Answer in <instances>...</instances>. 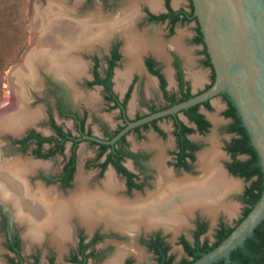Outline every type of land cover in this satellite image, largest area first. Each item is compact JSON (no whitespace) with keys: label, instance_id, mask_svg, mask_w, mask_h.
<instances>
[{"label":"flooded vegetation","instance_id":"1","mask_svg":"<svg viewBox=\"0 0 264 264\" xmlns=\"http://www.w3.org/2000/svg\"><path fill=\"white\" fill-rule=\"evenodd\" d=\"M153 1L155 6L151 5L152 0H79L80 6L77 10L80 16H87L99 9L108 19L120 20L125 16V24L121 25L119 31L114 30V34L104 37L101 42L97 41L91 44L90 48L80 52L82 66L90 65V74L88 76L84 74L76 80V83L82 80L80 87L76 83L74 86H69L63 78L59 80L52 76L53 74L49 75L39 69L41 78L44 73L50 77L49 80L42 79L44 83L42 86L46 92L38 93L32 89V100L28 105L32 111L36 104V96L51 97L49 108L45 110L47 129H42L44 116L40 117L38 122L26 125L21 131L5 133L0 131V144L4 142V146L0 145L2 167L11 166L12 163L20 160L35 163L33 171L24 173L30 185L41 186L47 191L52 190L66 195L75 190L80 175L88 177L89 186L93 188L101 185L106 180L107 174L112 173L120 186L118 196L136 202L138 206L149 205L152 201L150 200L152 198H148V194L156 189L155 183L159 175V167L155 163L157 158L163 161L161 167L172 172L176 179L190 177L193 180L194 168L198 165V153L201 150V145L193 140V134H206L212 128V123L204 112V110L213 109L212 100L208 101L212 109H209L205 103L197 105V114L203 115L204 120L209 123V127L204 131L199 129L198 124L190 116L189 113L193 108L191 107L178 112L175 116H165L138 126L113 145L85 138L92 137L102 142H110L127 127L128 122L138 121L187 101L209 89L215 81L214 69L192 0H188V7L182 6L181 0ZM45 2L48 4V0H38L40 4ZM75 2L76 0H70L68 4L74 5ZM127 24L131 25L138 34L145 36L149 47L141 54V68L131 72L125 86L119 89L116 83L118 73L125 69L129 61L125 52L126 40L120 32ZM186 25L192 28L187 41L190 46L198 50L196 53L200 57L197 68L210 71V82L196 92L194 89L196 90L199 85L192 76L188 52L183 49V39L179 33V29ZM158 43L162 46V52L156 49ZM184 45L188 44L184 43ZM163 51H165L164 55ZM86 55L90 57L85 59ZM21 64L23 65V62ZM149 80L153 81V85H148ZM139 83H146L149 90H155L158 87L162 104L143 102L145 110L132 117L130 112L135 107L133 92ZM109 84L111 89L107 87ZM92 89L102 93V103L106 112L117 113L120 121L117 127L112 128L109 123L102 120L90 104L79 103L78 96L84 98L82 93H89ZM222 97L226 100V96L222 95ZM89 101L94 105L98 102L92 101V98ZM227 109L228 103L224 117L230 123L225 131L231 139L227 140L223 146L227 156L225 173L233 180L237 179L245 184L238 196L243 205L242 215L234 225H229L225 220L211 222L216 217L202 208L197 209L202 210L207 217L198 216L193 220L192 210V213L185 214L184 223L175 226L176 228H173L171 224L174 223L173 221L154 219L153 221L157 222L148 227L141 226L133 231L125 232L106 226L104 223L90 227L74 219L71 224L72 233L62 248L63 246L60 247L52 242L48 234L41 241L28 240L32 238L28 235L24 236L22 229L29 228L27 229L26 225H22L16 217L14 218L0 201V257L4 252V264H113L116 261L118 264H144L146 258L145 264H192L198 260L207 253L209 247L220 240L225 229L235 227L244 216L246 209L249 208L244 201L246 191L259 179L258 176H254L246 180L231 172L230 166L236 160L244 162L249 159V156L241 154L234 158L232 152L228 150L236 135L229 132L233 122L225 115ZM58 119L69 120L73 129H65ZM166 119L172 121L174 143L168 156L163 154L164 150H159L157 155H151L147 151L131 148L130 134L142 139L143 133L152 128L161 137H166L165 131L159 126V122ZM94 125L98 127L99 134L94 133ZM85 147L95 150V155L86 160L83 156ZM255 166L259 167V164ZM165 186L161 192H165L169 184ZM138 197H140L139 200ZM211 230L214 234L213 241L209 239ZM43 241L49 244L46 253L37 247ZM27 243L30 248L34 247L33 251L28 250ZM71 244H74L72 249L63 256ZM218 264H224V261ZM231 264H237V262L232 260Z\"/></svg>","mask_w":264,"mask_h":264},{"label":"bare ground","instance_id":"2","mask_svg":"<svg viewBox=\"0 0 264 264\" xmlns=\"http://www.w3.org/2000/svg\"><path fill=\"white\" fill-rule=\"evenodd\" d=\"M69 1L48 0V6L43 10L35 0L32 52L22 61L23 65H17L11 74L12 99L0 107V131H21L26 125L36 122L38 112L30 110L28 92L32 83L38 85L41 80L39 69L72 85L85 70L79 53L114 34V30L119 31L125 24V16L120 20L108 19L99 9L80 17L77 10L79 0L74 5L71 3L72 6ZM151 5L155 6L153 0ZM120 32L126 40L125 52L129 60L127 72H119L116 80L117 88L122 89L128 81V72L140 69V55L149 44L145 36L138 34L129 24ZM156 49L162 52L160 43ZM195 82L200 83L198 79ZM219 157L216 149L201 153L198 167L202 174L193 177V180L190 177L176 179L172 172L161 167V161H157L159 175L156 189L148 194L152 201L149 205L138 206L136 202L118 196L120 186L112 173L107 174L101 185L93 188L89 186V178L80 175L73 192L59 194L30 185L24 173L33 171L35 163L20 160L2 167L0 156V201L14 212L22 225H27L30 238L37 241L48 234L61 247L72 233L74 219L90 227L104 223L125 232L141 226L148 227L157 222L154 219L173 221L171 224L176 228L184 223L185 214L197 208L213 216L223 210L232 216L237 211V206L227 201L226 196L237 190L240 183L227 176L219 164ZM168 184L165 192H161ZM113 264H118V261Z\"/></svg>","mask_w":264,"mask_h":264},{"label":"water","instance_id":"3","mask_svg":"<svg viewBox=\"0 0 264 264\" xmlns=\"http://www.w3.org/2000/svg\"><path fill=\"white\" fill-rule=\"evenodd\" d=\"M215 81L201 94L135 122H128L110 142L153 120L206 103L220 95L235 107L257 153L264 177V0H192ZM264 222V189L248 215L216 248L192 264H231V254L245 248Z\"/></svg>","mask_w":264,"mask_h":264},{"label":"rangeland","instance_id":"4","mask_svg":"<svg viewBox=\"0 0 264 264\" xmlns=\"http://www.w3.org/2000/svg\"><path fill=\"white\" fill-rule=\"evenodd\" d=\"M180 2H181L182 6L188 7V0H181ZM41 4H40V7L43 10H45L48 6V4L46 2L41 3ZM35 5H36L35 0H34V2H32V0H0V70L2 68L4 69L3 73H0V107L12 99L13 85H12V80H11V74H12L13 70L15 69V67L17 65H20V63L22 61H24V59L27 58L30 51L32 50L31 40L34 37L32 15H33V12L35 11V7L37 6V5L36 6ZM82 17H84V16H82ZM191 29L192 28L190 25H186V26H183L182 28L179 29V33H181V36L183 39V42H182V44L184 46L183 49L184 50L186 49L185 51L188 52V56L190 59V67L192 68V76H193V78L198 79L200 81V83L198 84L199 87L196 90L194 89V92H196V91L204 88L207 85V83L210 82V71L205 70V69H201V68H197L199 66V60H200V57H198V55L196 53V52H198V50H196V48L190 46L188 41H187L188 36L191 35ZM184 43H186L188 45L186 46V45H184ZM179 44H180V40H179ZM163 47L165 50V46H163ZM164 52L165 51H163V55H164ZM94 54H95V52L93 53V55ZM87 57H90V55H86L84 58L88 59ZM80 58H81V53H80ZM80 60H81V62H83L82 58ZM139 60L141 63V55H140ZM128 65H129V61H127L126 67L124 69L125 71L122 70V72H127ZM41 70H43V69H41ZM41 70H39V78L41 79L39 84L37 85L35 83H32L30 85L29 92H28L29 93L28 96L30 98V103L32 100V93H31L32 89H35L36 91H38V93L43 92L45 94V92H46L44 86H42V84H44L42 79L43 80L44 79L49 80L50 77L47 75L49 73L45 74L46 71L44 70L45 73L42 74V78H41V76H40ZM89 70H90V65H87V67L85 65V70H84L83 75L85 74V76H88L90 74ZM133 71H135V70H133ZM133 71H131V72H133ZM83 75H81V77ZM129 75H130V71L128 72L127 78L129 77ZM75 83H76V81H74V83L72 85L69 84V86H74ZM81 83H82V80L79 81L78 83H76V85L78 87H80V85H82ZM148 85L149 86L153 85V81L149 80ZM84 93H82V97H84V98H79V96H78V101H80L79 103L84 102V103L90 104L91 108L96 110L97 115H99V117L102 120L109 123L112 128L117 127L119 122H120L118 120V115L115 111L106 112L104 110V104L102 103V93L98 90H95V89H92L91 91H89V93H85V94ZM77 95H78V92H77ZM133 95H134L133 101L135 103V107L130 112V115L132 117H135L139 112H142L145 110V108L143 106V102H155L159 105L162 104V99H161L160 93L158 91V87L155 88V90L154 89L149 90V88H147V86H146V83H143V84L139 83L136 86V89L134 90ZM80 96H81V93H80ZM91 98H92V101H95V100L98 101L97 104H95V105L91 104L89 101V99H91ZM50 99H51L50 96L49 97L43 96V95L41 97L36 96V104H35L34 108L31 107L32 111L38 112V113H36L38 115L36 122L39 121L40 117L45 116V110L47 108H49ZM211 104H212L213 109L212 110H204V112L208 116V119L211 121L212 128L206 134H199V133L193 134V140H195L197 143H199L201 145V150L199 151L198 155H200L201 153L206 152L208 150L216 149V151L219 153V156H220L219 157V164L222 166L223 170L225 171V164L227 162V160H226L227 156L225 155L223 146L227 140L231 139L230 135L226 134V131H225V128L230 123V121L224 117V111L226 110L227 103H226L225 98L222 97V95H220V96L216 97L215 99H213L211 101ZM58 122L65 129H70V128L73 129L69 120L66 121V120L58 119ZM159 126L165 131L166 137H164V138L161 137L152 128H150L148 131H145L143 133L142 139L136 137V135H134V134H130L129 135V141H130L131 148H133L137 151H147L151 155H153V154L157 155L159 153V150H164L163 154L165 156L166 155L168 156L170 154V151L173 149V144H174L172 141V139H173V137H172L173 136V134H172V128H173L172 127V121H171V119L162 120L159 122ZM42 129H44V130L47 129L46 116H45V118H43ZM93 130H94V133H96V134L100 133V131L96 125H94ZM5 132H9V131H5ZM2 143H4V142H2ZM93 155H95V150L91 149L89 147H85V150L83 153L84 159L86 160L89 157H92ZM157 161L158 162L161 161V164L163 165V161L161 159L157 158L155 163H157ZM194 170L195 171L193 172V177L194 176H197V177L201 176L202 172L199 170L198 165L194 168ZM230 178H232V177H230ZM234 180H237V179H234ZM237 181H239V180H237ZM239 182H240V187L237 190L230 192L226 196L227 201H229L232 204H235L237 206V211L235 212V214L232 216H228L226 214V212L223 210L220 213H218L215 216L216 218L213 219V221H211V222H214V220L215 221L225 220L226 223H228L229 225H234V223L241 217L243 205L239 201L238 196L241 194L245 184L241 181H239ZM9 211L11 212V214L15 218L14 212L11 210H9ZM198 216L205 217L206 214L200 209H195L193 211V220ZM27 229H28V227H27ZM22 230H23L22 232L25 233L24 236L29 234L28 233L29 229L28 230L22 229ZM49 237H50V235H49ZM42 238H43V236L37 241H41ZM213 238H214V234L212 233V230H211L209 233V239L211 241H213ZM28 240H33V239H28ZM50 240H51V238H50ZM65 245H66V243H65ZM65 245H63L62 248H64ZM73 245L74 244L69 245L68 249L66 250V252L64 253L63 256H65L72 249ZM48 246H49V244H45V241H43V242H41V244L37 245V247L40 248V250H42L44 253H46L48 251V249H49ZM30 249L33 251L34 247L30 248V245L28 244V250L30 251ZM4 261H5V254H4V252H2L1 257H0V264H4ZM146 262H147V258L145 260V263Z\"/></svg>","mask_w":264,"mask_h":264},{"label":"trees","instance_id":"5","mask_svg":"<svg viewBox=\"0 0 264 264\" xmlns=\"http://www.w3.org/2000/svg\"><path fill=\"white\" fill-rule=\"evenodd\" d=\"M3 70L4 69L2 68L0 70V73H3ZM107 87L111 89V84L107 85ZM226 100L228 103V109L225 115L231 118L233 122L229 128V132L236 135L231 143V146L228 147V150L232 152L234 158L241 154L249 156V159L244 162L236 160L235 163L230 166L231 172L245 178L246 180H250L254 176H258L259 178L256 182L253 183L251 188L246 191V197L244 198V201L249 205V208L246 209L244 216L237 222V226L248 215V213L260 199L264 189V177L261 167L255 166V164L258 163V156L254 148L251 146L247 131L243 127L242 121L235 107L227 97ZM205 104L209 109H212L209 102H206ZM197 108L198 106L193 107L189 114L198 124L199 129L204 131L209 127V123L204 120L203 115L197 114ZM124 171L126 170L124 169ZM235 227L228 230L225 229V232L221 234L220 240L213 246L209 247L207 249V252L216 248L224 239H226L231 234ZM231 257L233 261L237 262V264H264V222L256 229L254 237L247 240L245 250L239 248L233 251Z\"/></svg>","mask_w":264,"mask_h":264}]
</instances>
